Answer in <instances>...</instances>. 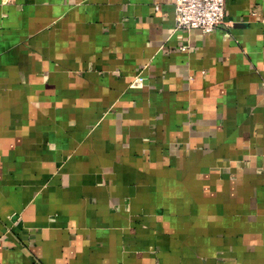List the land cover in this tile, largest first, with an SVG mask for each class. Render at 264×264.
<instances>
[{
    "label": "crops",
    "instance_id": "obj_1",
    "mask_svg": "<svg viewBox=\"0 0 264 264\" xmlns=\"http://www.w3.org/2000/svg\"><path fill=\"white\" fill-rule=\"evenodd\" d=\"M225 4L0 0V264H264V0Z\"/></svg>",
    "mask_w": 264,
    "mask_h": 264
},
{
    "label": "built area",
    "instance_id": "obj_2",
    "mask_svg": "<svg viewBox=\"0 0 264 264\" xmlns=\"http://www.w3.org/2000/svg\"><path fill=\"white\" fill-rule=\"evenodd\" d=\"M225 5V0H175L176 27L212 32L224 21Z\"/></svg>",
    "mask_w": 264,
    "mask_h": 264
}]
</instances>
